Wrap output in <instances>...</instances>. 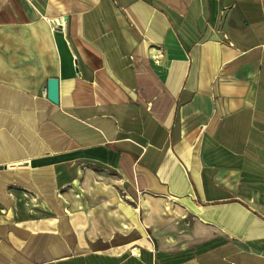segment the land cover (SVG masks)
<instances>
[{
  "label": "crops",
  "instance_id": "obj_1",
  "mask_svg": "<svg viewBox=\"0 0 264 264\" xmlns=\"http://www.w3.org/2000/svg\"><path fill=\"white\" fill-rule=\"evenodd\" d=\"M0 264H264V0H0Z\"/></svg>",
  "mask_w": 264,
  "mask_h": 264
},
{
  "label": "water",
  "instance_id": "obj_2",
  "mask_svg": "<svg viewBox=\"0 0 264 264\" xmlns=\"http://www.w3.org/2000/svg\"><path fill=\"white\" fill-rule=\"evenodd\" d=\"M47 97L53 103H58L59 82L56 77H50L47 80Z\"/></svg>",
  "mask_w": 264,
  "mask_h": 264
},
{
  "label": "bare ground",
  "instance_id": "obj_3",
  "mask_svg": "<svg viewBox=\"0 0 264 264\" xmlns=\"http://www.w3.org/2000/svg\"><path fill=\"white\" fill-rule=\"evenodd\" d=\"M119 209L123 212V215H125V216H127L128 217V213L126 212V210L122 207V206H119ZM121 224H122V227L123 228H126V229H130V228H136V224H134L133 222H131V221H122L121 222ZM142 243V241H140V240H137V241H135V242H132V243H129L128 245H126V246H130V245H132L133 243ZM134 250H135V248H133Z\"/></svg>",
  "mask_w": 264,
  "mask_h": 264
},
{
  "label": "rangeland",
  "instance_id": "obj_4",
  "mask_svg": "<svg viewBox=\"0 0 264 264\" xmlns=\"http://www.w3.org/2000/svg\"><path fill=\"white\" fill-rule=\"evenodd\" d=\"M76 183H77V182L75 181L74 184H76ZM119 195L122 197L123 200H125V201H127V202L130 203L128 197L125 196V193L119 192ZM123 196H125V197H123ZM118 200H121V198H118ZM130 204H132V206H134L133 208H136L137 211H139V210H138V207H135V206H136L135 203L131 202ZM167 209H168L167 211L170 213L171 211H170V207H169V206H167ZM167 211H166V212H167ZM145 212H146V211H145ZM121 220H122V217H121ZM135 220H136L137 223L139 222V216H138V214H136V216H135ZM131 222H133V221H131ZM133 223L136 224L135 222H133ZM138 224H139V223H138ZM125 229H126V228H125ZM136 229H137V224H136Z\"/></svg>",
  "mask_w": 264,
  "mask_h": 264
}]
</instances>
